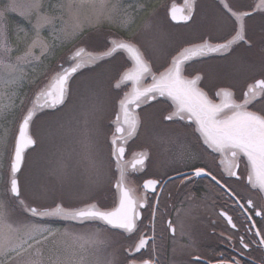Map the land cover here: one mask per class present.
<instances>
[{"label": "snow or ice", "instance_id": "6c2138e0", "mask_svg": "<svg viewBox=\"0 0 264 264\" xmlns=\"http://www.w3.org/2000/svg\"><path fill=\"white\" fill-rule=\"evenodd\" d=\"M186 3L178 17L175 5L157 6L156 0H0V264H264V227L258 226L264 224V0H216V23L229 29L227 35H202L200 43L176 49L155 68L147 53L159 52L160 46L143 34H159L160 9L173 22L194 21L197 0ZM257 15L258 40L248 31ZM138 19L143 20L139 27ZM112 27L129 35L112 37ZM85 41L105 50L90 51ZM237 45L258 49V74L246 81L240 97L218 85L210 95L202 82L216 72L195 68L193 61L203 63L210 54L227 59ZM65 48L49 73L45 61ZM118 51L127 54L131 66L106 89L98 69ZM233 67L255 72L257 65L234 62ZM40 76L46 79L42 86ZM80 76L87 79L78 82ZM26 86L35 91L29 95ZM112 89L119 91L113 94ZM159 105L165 107L158 113L152 143L126 159L129 141L144 123L137 109ZM110 108L109 135L102 121ZM41 114L54 119L43 121ZM180 122L192 130L198 147L174 129ZM45 139L65 143L50 161L53 187L58 184L71 196L80 175L87 176L92 193L113 182L115 205L98 203L95 195L75 205L62 199L50 204L29 200L20 179L26 153ZM154 150L165 165L182 167L173 169L175 175L144 179L138 192L129 171L149 167ZM204 179L243 216L238 224L228 210L217 213L233 230L220 233L231 255L206 257L194 241L177 240L178 233L191 239L197 229L191 205L175 209L176 221H166L157 243L160 193L169 183L187 188ZM49 193L45 189L35 196L43 200ZM146 207L148 231L141 226L140 210ZM165 233L173 240V259L167 262Z\"/></svg>", "mask_w": 264, "mask_h": 264}, {"label": "flooded vegetation", "instance_id": "af4514ba", "mask_svg": "<svg viewBox=\"0 0 264 264\" xmlns=\"http://www.w3.org/2000/svg\"><path fill=\"white\" fill-rule=\"evenodd\" d=\"M242 2H245V0H242ZM246 2H251V0H246ZM156 3L157 6H159V4H163L167 8H171L172 5H175L178 17L182 14V10L187 7L186 0H156ZM197 5V10L194 13V21L190 20L186 24L171 21L170 17H167L165 9H160V19L158 23L161 28L160 30H162L163 37L166 39V45H163L165 48V54L163 52L164 56L161 57L163 54L158 56L159 54L156 53L155 55L150 51L147 53L151 57L155 68H158L160 65L164 64L166 59H168V54H174L176 49L189 47L192 44L200 43V37L202 35H204L205 38H207L206 34L209 32H211L214 37H223L227 35L229 29L219 26L216 23V17L218 16L216 10V0H197ZM260 26L261 18L259 15L250 20L248 24L249 34L257 40L261 34ZM112 37H115L114 34H112ZM84 43H87L90 46H96L90 41H86ZM98 48H100L99 50H104L103 47ZM257 52L258 49L249 50L247 46L237 45L235 46V51L233 53H229L227 59L217 54H210L203 58V63L199 61H193V64L194 67L198 69L212 68L215 70L216 75L211 80L202 82V86L206 91H209L210 95L214 96V92L216 90L215 86L218 85L231 88L235 92L236 96L240 97L241 90L245 88L246 81H249L253 75L258 74L259 57L256 54ZM234 62L244 65L254 62L257 65V68L255 72L242 70L238 67H233ZM130 66L131 61L128 59V56H126L124 53L117 54V56L112 60L103 64V68L98 69L97 74H101L105 69H109L108 75H105L106 78L104 76L102 78L104 80L105 88H110L111 83H114V78L118 79L122 72ZM86 78L87 77L80 76L78 82H83ZM118 91L119 90L112 89L113 94ZM112 99L115 100L116 96L113 95ZM164 107L165 105H159L155 108L145 106L144 109H137V112L141 114V119L144 123L140 130L139 136L135 140L129 141L128 148L125 153L126 159L130 160L132 158L133 152H138L143 147L149 146L152 143L154 125L159 119L158 113ZM108 117L114 118V116H112L111 108L102 122L104 132L110 135L109 130L112 129L113 126L111 125L110 119ZM52 119L53 117L48 115L43 121H49ZM182 123L183 122H180V124L175 125L174 129L183 134V136L186 137L194 147H198L192 130L181 127ZM57 146L58 144H56V140L45 139L35 151L30 152V155H28L27 159V165L24 170V173H27V182H25L26 189L29 186V180H31L32 176H34L33 174L38 175L39 171L49 172L52 153L55 152L56 149H58V151L62 149L61 146ZM104 151L106 156L107 148H105ZM176 167H182V165H165L163 163V157H161L159 153L154 150L153 158L149 164V167H147L143 172H132L130 170L129 176L133 185L139 192L142 189L144 179L154 178L162 175L165 172L175 175L176 173L173 169ZM217 174L220 175L219 171H217ZM80 181L81 178L79 179V182ZM88 187L89 186H87V188ZM82 189L83 188L81 187V190L79 191L80 194L78 197V204L92 195L96 196L98 203H101L107 207H112L117 202V194L113 186V182H106L99 193L89 192V188L87 190ZM239 190L241 192H245V187L240 185ZM28 194H26V197L29 200H32ZM57 194L58 193L55 194V197ZM160 196L162 197V203L160 204V212L157 215L156 221L157 243L160 242V234L166 227V221L168 219H171L174 222L176 221L177 217L175 209H188L191 205L194 214L198 217L197 229L192 234L191 239H189L188 236L181 238L179 237L178 233L177 240H179L181 243H190L194 241L196 250L206 257L215 258L221 252L225 253L226 255L232 254L231 248L224 242L223 238L220 236V233H231L233 230L227 226L226 221H224L222 217L217 216V213L222 208L228 210L229 214L233 216L234 220L238 224L243 220V216L233 208L231 202L226 196H221L218 191L210 185L208 180H198L194 184L189 183L187 188L179 185L178 183H169L167 186V191L160 193ZM189 196L193 197L194 199H188ZM140 211L141 226L144 227L145 231H148L146 226L148 225V221L151 218L150 211L147 207L141 209ZM213 219L217 221L215 225L211 223V220ZM255 219L258 222L260 220L259 217H256ZM258 226L264 227V224L258 223ZM240 231L243 233V229ZM165 236L167 238L164 240V260L167 262L173 259V240L170 233H165ZM114 239L124 242V238L122 236H116ZM185 259H189V257H185Z\"/></svg>", "mask_w": 264, "mask_h": 264}, {"label": "rangeland", "instance_id": "374dc122", "mask_svg": "<svg viewBox=\"0 0 264 264\" xmlns=\"http://www.w3.org/2000/svg\"><path fill=\"white\" fill-rule=\"evenodd\" d=\"M146 18L147 17H145V19ZM142 24H143V20L138 19L137 27H139ZM160 29L161 28L159 25V34L158 35H154L152 33H144L143 34L144 39H149V40L154 39L159 44L160 51L157 52V54H159L158 56L163 54V52L165 54V48L163 47V45H166V39L163 37L162 30H160ZM108 30L109 29H107V28L105 29V31H108ZM134 30H136V29H134ZM110 31L112 34L118 33V34L122 35L123 37L129 35V33L121 31L120 28H118V27H112ZM68 47H70V45ZM93 48H96L97 50L94 49L96 51H98L100 49L97 46H93ZM66 50H67L66 48L63 50H58L53 57H51L45 61V64L48 66L47 70L49 73L54 68L56 62L61 58L62 52L66 51ZM153 54L156 55V53H153ZM164 54L161 57H163ZM108 73H109V69H105L102 73V77L103 76L105 77V75H108ZM97 75H99V74H97ZM44 79H45L44 76H40V79L37 81V83L40 84V82L43 81ZM34 90H35V86H31V87L26 86L24 89V91L29 93V95H31ZM54 140H56V144H58V146H61L62 149L65 147V143L63 141H61L60 139H54ZM43 142H44V140L41 143H43ZM58 152H59L58 149H56L55 152L52 153V159H54L53 154H56ZM33 175L34 176H32V179L29 180V186L27 187V194L29 193L28 196L30 197V199L34 200L36 203L50 204V203H52L53 199L58 200V201L62 199V200H65L64 202L67 204H77L78 203V197L80 194L79 191L81 190V187L83 189H86V190L89 188V187L87 188V186H89L87 176L86 175H80L78 178L79 179L81 178V181L79 182V179H78L77 182L72 186L71 192L73 193V195L69 196L67 189H61L58 184L55 187H53V177L51 176L50 172L39 171L38 175H35V174H33ZM27 185H28V183H27ZM45 189H50V193H49V196L47 197V199H43V200L36 199L35 194L38 192H42ZM56 193L60 194L59 198H56L57 195L55 197Z\"/></svg>", "mask_w": 264, "mask_h": 264}, {"label": "water", "instance_id": "95a60500", "mask_svg": "<svg viewBox=\"0 0 264 264\" xmlns=\"http://www.w3.org/2000/svg\"><path fill=\"white\" fill-rule=\"evenodd\" d=\"M110 38H112V37H110ZM110 38H109V39H110ZM83 46H85L86 48H88L90 51H93V52H95V53H99L98 51L94 50V48H92V46L88 45L87 43H86V44L83 43ZM123 53H124L123 51H118V52H116L113 56H111L110 58H108V59L105 60V61H102L101 63H102V64H105V63L109 62L110 60H112L114 57H116L117 54H123ZM124 54L127 56L126 53H124ZM59 62H61V60H60ZM45 82H46V80L43 81V83H45ZM43 83H41L40 85L42 86ZM41 115H42V118L48 116V114H41ZM31 151H33V150H32V149H29V150H28V153H30ZM28 153H26V162H25V166H24V169H23V173H22V175H21V177H20V179H21V184H22V187H23V190H24V182H25L24 170H25L26 165H27V159H28V155H29ZM24 195L26 196V194H25V190H24ZM117 199H118V196H117ZM77 204H78V203H77ZM74 205H75V204H74ZM58 223H62V222H58Z\"/></svg>", "mask_w": 264, "mask_h": 264}, {"label": "bare ground", "instance_id": "6f19581e", "mask_svg": "<svg viewBox=\"0 0 264 264\" xmlns=\"http://www.w3.org/2000/svg\"><path fill=\"white\" fill-rule=\"evenodd\" d=\"M51 116V115H50ZM53 119H54V117H53ZM59 196H60V194H57V197L56 198H59Z\"/></svg>", "mask_w": 264, "mask_h": 264}]
</instances>
